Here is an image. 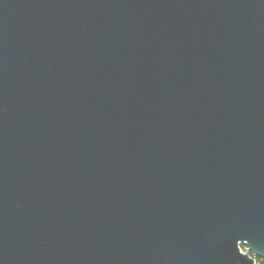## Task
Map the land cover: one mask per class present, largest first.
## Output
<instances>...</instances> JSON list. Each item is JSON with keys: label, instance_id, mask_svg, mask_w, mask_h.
Masks as SVG:
<instances>
[{"label": "water", "instance_id": "water-1", "mask_svg": "<svg viewBox=\"0 0 264 264\" xmlns=\"http://www.w3.org/2000/svg\"><path fill=\"white\" fill-rule=\"evenodd\" d=\"M255 257L264 0H0V264Z\"/></svg>", "mask_w": 264, "mask_h": 264}, {"label": "built area", "instance_id": "built-area-1", "mask_svg": "<svg viewBox=\"0 0 264 264\" xmlns=\"http://www.w3.org/2000/svg\"><path fill=\"white\" fill-rule=\"evenodd\" d=\"M241 245L243 247H241ZM241 245H240V250L242 252H249V248L246 245H244V244H241ZM254 264H264V261H262L261 259H258L257 257H255Z\"/></svg>", "mask_w": 264, "mask_h": 264}, {"label": "trees", "instance_id": "trees-1", "mask_svg": "<svg viewBox=\"0 0 264 264\" xmlns=\"http://www.w3.org/2000/svg\"><path fill=\"white\" fill-rule=\"evenodd\" d=\"M258 259H261V258H258ZM262 261H264V259H261Z\"/></svg>", "mask_w": 264, "mask_h": 264}, {"label": "rangeland", "instance_id": "rangeland-1", "mask_svg": "<svg viewBox=\"0 0 264 264\" xmlns=\"http://www.w3.org/2000/svg\"><path fill=\"white\" fill-rule=\"evenodd\" d=\"M241 247H243V246L241 245Z\"/></svg>", "mask_w": 264, "mask_h": 264}]
</instances>
